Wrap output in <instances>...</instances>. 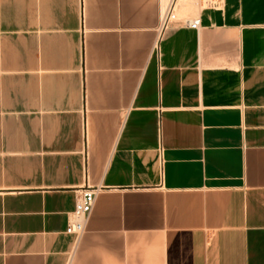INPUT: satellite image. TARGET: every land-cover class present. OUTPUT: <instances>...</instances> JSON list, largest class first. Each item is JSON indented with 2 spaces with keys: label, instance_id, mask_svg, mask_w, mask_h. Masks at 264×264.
Instances as JSON below:
<instances>
[{
  "label": "crops",
  "instance_id": "crops-1",
  "mask_svg": "<svg viewBox=\"0 0 264 264\" xmlns=\"http://www.w3.org/2000/svg\"><path fill=\"white\" fill-rule=\"evenodd\" d=\"M168 3L0 0V264H264V0Z\"/></svg>",
  "mask_w": 264,
  "mask_h": 264
},
{
  "label": "built area",
  "instance_id": "built-area-1",
  "mask_svg": "<svg viewBox=\"0 0 264 264\" xmlns=\"http://www.w3.org/2000/svg\"><path fill=\"white\" fill-rule=\"evenodd\" d=\"M174 6L175 0H169V3L166 4L159 12L158 29L165 27L170 22H173L175 20ZM80 18L82 22V9H80ZM187 25L190 28L196 29L198 27V19L194 18L190 20ZM82 112L84 123V114L86 112L84 96ZM97 189L98 187L90 186L86 183L85 180L81 185L73 188L74 205L72 211L69 213V220L67 224V229L69 231L75 234H79L82 231L84 224L92 209Z\"/></svg>",
  "mask_w": 264,
  "mask_h": 264
}]
</instances>
